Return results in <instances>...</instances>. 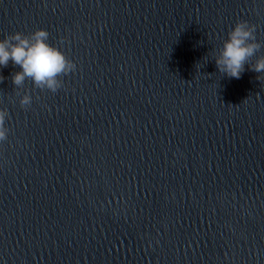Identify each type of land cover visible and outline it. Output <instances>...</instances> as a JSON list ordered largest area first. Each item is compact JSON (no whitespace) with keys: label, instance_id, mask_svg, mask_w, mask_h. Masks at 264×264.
Returning a JSON list of instances; mask_svg holds the SVG:
<instances>
[{"label":"clouds","instance_id":"9594fccd","mask_svg":"<svg viewBox=\"0 0 264 264\" xmlns=\"http://www.w3.org/2000/svg\"><path fill=\"white\" fill-rule=\"evenodd\" d=\"M256 29L246 20H239L227 33L222 47L215 54L217 69L228 77L239 79L249 65L250 70L258 73L257 79L264 75V55H260L251 63L252 58L261 49L257 41ZM49 33L45 29H37L30 35L16 32L0 40V67H7L9 62L19 66L20 71L12 74V83L20 88L26 79H30L36 88L56 92L62 85L61 77L75 69L72 60L47 41ZM0 76V81H3ZM31 96L24 94L21 106L31 104ZM7 112L0 110V141L6 139L8 129L5 127Z\"/></svg>","mask_w":264,"mask_h":264}]
</instances>
